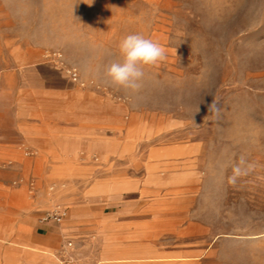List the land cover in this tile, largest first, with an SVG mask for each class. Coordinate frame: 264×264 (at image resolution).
Segmentation results:
<instances>
[{
	"label": "rangeland",
	"instance_id": "obj_1",
	"mask_svg": "<svg viewBox=\"0 0 264 264\" xmlns=\"http://www.w3.org/2000/svg\"><path fill=\"white\" fill-rule=\"evenodd\" d=\"M133 33L166 52L136 94L104 75ZM54 204L46 264H264V0H0V214Z\"/></svg>",
	"mask_w": 264,
	"mask_h": 264
},
{
	"label": "crops",
	"instance_id": "obj_2",
	"mask_svg": "<svg viewBox=\"0 0 264 264\" xmlns=\"http://www.w3.org/2000/svg\"><path fill=\"white\" fill-rule=\"evenodd\" d=\"M55 135L56 134L42 136L38 143L39 147L46 150L48 149L47 152L49 154H54V150L68 151L72 149L68 143L63 141L65 136ZM57 140H60V142ZM71 214L75 216L78 215L79 212L77 210H72ZM0 220L1 238H14L20 245H27L30 247L18 248V250L12 254L8 247L4 250L2 248V250H0V264H14L16 260L18 264H46L48 262L47 259H43L36 249V246L41 244V236H54L58 232L64 235V227L60 223L40 224L31 216L23 214L22 212L18 214H0ZM121 259L124 258L114 257L109 260L119 261Z\"/></svg>",
	"mask_w": 264,
	"mask_h": 264
},
{
	"label": "clouds",
	"instance_id": "obj_3",
	"mask_svg": "<svg viewBox=\"0 0 264 264\" xmlns=\"http://www.w3.org/2000/svg\"><path fill=\"white\" fill-rule=\"evenodd\" d=\"M121 60L110 63L105 70V77L110 85L118 86L132 94L139 93L143 87L144 66L155 65L163 61L166 52L163 46L139 33L128 34L118 44ZM208 112L220 115L219 101L213 98L208 105ZM243 163V159L241 161ZM239 166L234 167L230 183H235L241 175Z\"/></svg>",
	"mask_w": 264,
	"mask_h": 264
},
{
	"label": "built area",
	"instance_id": "obj_4",
	"mask_svg": "<svg viewBox=\"0 0 264 264\" xmlns=\"http://www.w3.org/2000/svg\"><path fill=\"white\" fill-rule=\"evenodd\" d=\"M67 217V208L61 204H54L50 209L44 211L40 217L41 221H54L61 223ZM71 244V243H68ZM71 256H61L58 258L59 264H73Z\"/></svg>",
	"mask_w": 264,
	"mask_h": 264
},
{
	"label": "bare ground",
	"instance_id": "obj_5",
	"mask_svg": "<svg viewBox=\"0 0 264 264\" xmlns=\"http://www.w3.org/2000/svg\"><path fill=\"white\" fill-rule=\"evenodd\" d=\"M73 208V207H72Z\"/></svg>",
	"mask_w": 264,
	"mask_h": 264
}]
</instances>
